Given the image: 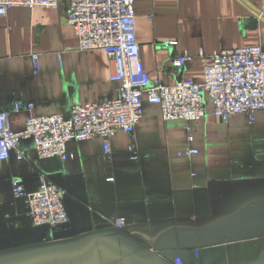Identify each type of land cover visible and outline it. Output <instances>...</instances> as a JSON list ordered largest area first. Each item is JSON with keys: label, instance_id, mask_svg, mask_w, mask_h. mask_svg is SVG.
<instances>
[{"label": "crops", "instance_id": "0c3cea01", "mask_svg": "<svg viewBox=\"0 0 264 264\" xmlns=\"http://www.w3.org/2000/svg\"><path fill=\"white\" fill-rule=\"evenodd\" d=\"M66 10L17 7L0 17V112L13 132L30 117L68 118L72 105L117 98L113 64L102 50L78 48ZM135 36L152 81L201 84L213 54L264 49V0H135ZM183 55L193 60L173 67ZM142 111L133 134L112 138L109 160L94 138L72 141L64 162L39 160L32 140L0 161V264H264V111L223 123L207 97L196 122H164L144 97ZM186 147L196 153L179 156ZM12 179L27 194L42 179L60 188L67 223L32 225ZM115 220L124 226L106 223Z\"/></svg>", "mask_w": 264, "mask_h": 264}, {"label": "built area", "instance_id": "2783aa9c", "mask_svg": "<svg viewBox=\"0 0 264 264\" xmlns=\"http://www.w3.org/2000/svg\"><path fill=\"white\" fill-rule=\"evenodd\" d=\"M67 7L64 22L71 26L83 51L102 50L113 64L112 82L119 83L117 98L109 101L76 104L69 108L68 118L62 115L30 117L19 132L7 126V114L0 112V161L17 153L21 140H32L39 160L57 158L64 162L73 157L69 144L94 138L103 140L104 156L110 159V141L119 131L133 134L142 118V98L160 109L164 122H196L205 116V98L214 115L223 123L243 114L249 121L264 111V49L247 47L223 50L211 56L204 65L201 84L181 81L167 87L152 81L139 60V44L135 36V0H0V17L12 8L58 10ZM37 71V56H31ZM198 58L204 60L203 53ZM188 55L175 56L171 65L182 67L192 61ZM32 106H25L30 111ZM21 105L17 104L15 111ZM189 130V129H188ZM192 142V137H188ZM131 160L138 159L134 144ZM196 151L184 148L179 156L189 157ZM19 159L21 155H18ZM13 198L22 199L25 216L34 226L55 229L68 221L63 204V191L41 180L36 192H24L19 180H11ZM121 229L122 220L106 222ZM174 264H181L175 260Z\"/></svg>", "mask_w": 264, "mask_h": 264}]
</instances>
